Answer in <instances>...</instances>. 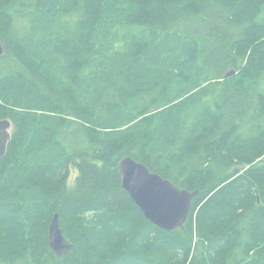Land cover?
I'll return each mask as SVG.
<instances>
[{
	"label": "trees",
	"instance_id": "trees-1",
	"mask_svg": "<svg viewBox=\"0 0 264 264\" xmlns=\"http://www.w3.org/2000/svg\"><path fill=\"white\" fill-rule=\"evenodd\" d=\"M0 39V264H264V0H0ZM127 156L199 191L182 226Z\"/></svg>",
	"mask_w": 264,
	"mask_h": 264
},
{
	"label": "water",
	"instance_id": "water-1",
	"mask_svg": "<svg viewBox=\"0 0 264 264\" xmlns=\"http://www.w3.org/2000/svg\"><path fill=\"white\" fill-rule=\"evenodd\" d=\"M4 52L0 39V55ZM235 71L227 73L230 76ZM12 139V122L0 120V160L7 153ZM123 188L130 194L146 218L156 226L174 230L187 220L193 198L198 190L189 191L178 187L173 181L153 172L150 168L130 156L125 157L119 168ZM49 241L59 256L67 253L72 243L60 227L58 215H54L49 225Z\"/></svg>",
	"mask_w": 264,
	"mask_h": 264
},
{
	"label": "rangeland",
	"instance_id": "rangeland-1",
	"mask_svg": "<svg viewBox=\"0 0 264 264\" xmlns=\"http://www.w3.org/2000/svg\"><path fill=\"white\" fill-rule=\"evenodd\" d=\"M77 174H78L77 169H76V168H72V169H71V175H70V178H69V180H68V184H69V185L73 184L74 179H75V177H76Z\"/></svg>",
	"mask_w": 264,
	"mask_h": 264
},
{
	"label": "bare ground",
	"instance_id": "bare-ground-1",
	"mask_svg": "<svg viewBox=\"0 0 264 264\" xmlns=\"http://www.w3.org/2000/svg\"><path fill=\"white\" fill-rule=\"evenodd\" d=\"M57 253V252H56Z\"/></svg>",
	"mask_w": 264,
	"mask_h": 264
}]
</instances>
